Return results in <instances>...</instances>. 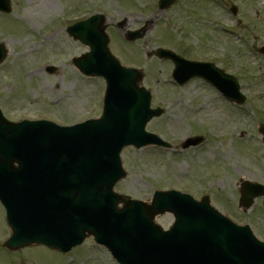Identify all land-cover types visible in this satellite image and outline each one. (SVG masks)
<instances>
[{
	"label": "rangeland",
	"instance_id": "obj_1",
	"mask_svg": "<svg viewBox=\"0 0 264 264\" xmlns=\"http://www.w3.org/2000/svg\"><path fill=\"white\" fill-rule=\"evenodd\" d=\"M151 2L12 0L14 15H0V39L8 42L12 58L9 62H13L9 65L7 61L0 68V107L4 115L10 120L48 118L58 124L98 116L102 80L82 76L71 64V58L85 50L84 45L71 39L64 29L55 31L49 27L55 20L64 21V17L88 14L93 9L110 19L126 15L137 20L152 14V9L145 6ZM230 3L238 7L236 16L225 9ZM180 25L189 32L182 41L177 40ZM163 30L173 34L168 37ZM146 39L149 50L179 43L178 47L184 42L181 48L190 47L186 53L191 58L216 57L213 59L218 65L239 78L247 100L240 106L230 103L198 79L184 87H174L167 82L169 63L155 58L146 61L142 53L129 55L130 51L123 47L112 50L124 65L133 64L144 71L143 83L151 91V104L164 108V113L146 128L172 145L170 149L124 148L121 160L126 177L115 190L144 201L149 200L154 189L175 188L196 199L208 194L220 212L250 224L264 240L262 197L242 211L238 208L237 185L240 178L264 183V144L257 132L258 125L264 122V56L255 51L264 40V0H184L161 15ZM46 63L56 65L57 72L46 73L42 69ZM29 69L35 70L31 76H27ZM190 135H202L204 140L181 149L180 141ZM172 220L169 213L156 217L164 228ZM8 233L0 203V264H118L91 238L62 255L42 246L7 251L2 244ZM73 258L75 262L71 263Z\"/></svg>",
	"mask_w": 264,
	"mask_h": 264
},
{
	"label": "water",
	"instance_id": "obj_2",
	"mask_svg": "<svg viewBox=\"0 0 264 264\" xmlns=\"http://www.w3.org/2000/svg\"><path fill=\"white\" fill-rule=\"evenodd\" d=\"M7 2L0 8L8 10ZM92 19L96 32H88L87 23L70 29L89 45L84 69L104 77L101 116L66 127L47 120L14 123L0 112V202L11 231L4 246L42 244L66 252L93 235L122 264H264V243L247 226L220 215L207 197L196 202L173 190L158 191L145 203L113 192L125 175L119 156L124 146L166 143L144 130L161 109H150L149 91L140 85L142 73L117 62L107 48L104 16ZM155 54L167 51L156 49ZM81 59L74 63L82 65ZM185 69L176 64L174 75ZM192 70L231 100H244L233 77L203 63ZM200 140L189 138L183 146ZM263 193L262 185L243 183L240 206L246 209ZM164 211L175 217L167 231L154 221Z\"/></svg>",
	"mask_w": 264,
	"mask_h": 264
},
{
	"label": "flooded vegetation",
	"instance_id": "obj_3",
	"mask_svg": "<svg viewBox=\"0 0 264 264\" xmlns=\"http://www.w3.org/2000/svg\"><path fill=\"white\" fill-rule=\"evenodd\" d=\"M157 1L158 0H155V5H156V7H157ZM184 0H177L176 1V3H174L171 7H175V6H177V5H179L181 2H183ZM171 7L169 8V9H171ZM168 9V10H169ZM183 12H186V9H184L183 10ZM167 13V9L163 12V16L165 15ZM159 20H160V18H159ZM168 20H170V19H168ZM114 22V21H113ZM112 22V23H113ZM172 22V21H171ZM171 22H169V29H171L172 28V26L170 25V23ZM125 23V22H124ZM110 26V25H109ZM126 27L127 28H129V29H136V28H138L139 26L137 25V23H135V22H133V20L132 19H130V18H127L126 19ZM180 27L182 28V29H180V32L179 31H177L179 34H180V37L179 38H177V40L178 41H182L183 39H186V38H188L187 36V34L189 33V32H187V29L185 30V32L183 31L184 30V26L183 25H180ZM110 28L111 29H113V35L116 33V34H118L119 36H120V38H122L123 39V37H124V33H125V31L124 30H117L115 27V29L113 28V27H111L110 26ZM166 30H163V33L165 32ZM173 34V33H172ZM144 42H145V40L144 39H137V40H132V41H127L126 42V46L128 47V48H130L131 49V51L132 52H134L137 56H139V49H143L144 47ZM184 43V42H183ZM182 43V44H183ZM179 43H177V45H178ZM182 44H180L178 47H177V45H173L172 46V48L177 52V53H180V54H182L183 56H185V57H187L188 56V52L190 51V47H188L187 46V49H185V47L183 46V48H181L182 47ZM181 48V49H180ZM187 52V53H186ZM169 62V61H168Z\"/></svg>",
	"mask_w": 264,
	"mask_h": 264
}]
</instances>
